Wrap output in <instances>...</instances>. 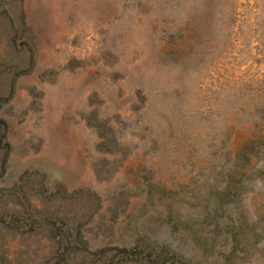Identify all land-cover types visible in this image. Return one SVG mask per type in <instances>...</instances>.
Masks as SVG:
<instances>
[{
	"label": "rangeland",
	"instance_id": "obj_1",
	"mask_svg": "<svg viewBox=\"0 0 264 264\" xmlns=\"http://www.w3.org/2000/svg\"><path fill=\"white\" fill-rule=\"evenodd\" d=\"M0 264H264V0H0Z\"/></svg>",
	"mask_w": 264,
	"mask_h": 264
}]
</instances>
